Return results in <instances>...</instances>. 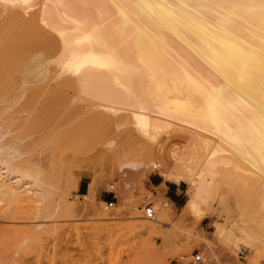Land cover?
Listing matches in <instances>:
<instances>
[{
	"label": "bare ground",
	"instance_id": "obj_1",
	"mask_svg": "<svg viewBox=\"0 0 264 264\" xmlns=\"http://www.w3.org/2000/svg\"><path fill=\"white\" fill-rule=\"evenodd\" d=\"M9 118L21 119L19 127L25 123L30 132L58 118L61 124L111 123L129 136L117 174L127 189L137 184L129 171L186 179L165 160H127L154 149L180 125L200 138L184 151L193 175L185 211L202 217L208 187L217 172L225 173L217 167L235 170L224 176L239 208L226 241L239 250V231L244 241L264 242V0H0V194L49 200L54 182L32 161L23 165L31 141L26 146L28 135L22 144L18 131H8ZM238 173L258 187L253 202H247L253 190L244 189L248 180ZM83 197L87 208L94 188ZM82 208L75 203L72 212ZM60 209L59 199L54 212ZM172 211L169 203L162 215ZM163 222L158 216L144 231L156 232Z\"/></svg>",
	"mask_w": 264,
	"mask_h": 264
},
{
	"label": "rangeland",
	"instance_id": "obj_2",
	"mask_svg": "<svg viewBox=\"0 0 264 264\" xmlns=\"http://www.w3.org/2000/svg\"><path fill=\"white\" fill-rule=\"evenodd\" d=\"M39 104H36L35 109L40 107ZM21 114L23 113L19 115ZM11 119H6V122L9 120L7 123L12 127L9 123ZM58 119H55V124L48 123V129L47 123L42 125L41 127L45 126L43 130L39 124V130L36 128L37 130L27 131L25 123L19 127L22 125L19 124L22 122L21 119L12 121L14 125L16 124L12 127L13 130H10L11 127L8 128L11 134L18 131L19 133L15 134H18L19 138L28 135L25 143L29 142L28 140L32 142L29 143L32 146L30 149L28 143L25 144L28 149L25 151L27 154L23 153L21 158L24 161L23 165L33 162L34 165L40 166L51 176V182L54 183L49 181L53 186L47 187L51 193L49 200H46L48 202L38 201L40 196L22 199L0 194V264H189L187 259L185 257L181 259V256L187 257L197 253L202 256V264H264L262 240L251 243L248 240L244 241L245 235L236 231L237 238L241 241L240 249L236 250L226 241V230L232 226L239 211L238 195L224 177L226 172H231L232 169L224 171L221 166L217 167L226 174L217 172L215 182L208 187L211 193L208 192L207 195L209 193L211 195L201 204L204 212L202 217L185 211V205L191 197L190 183L193 175L187 171L188 166L185 162L187 155L184 151L186 143L190 144V140H200L196 134L189 133L187 129L181 130L180 125H176L174 129L168 131V137L162 143L154 142L155 148L146 151L150 155L149 152L153 150L151 157H147L145 153L147 157L145 158L143 152L135 155L136 157L131 155V158H127L128 161L136 160L135 158L138 161L144 160L143 163L146 164L154 159L165 160L170 172L186 178L183 182L184 191L180 205L175 207L170 203L173 211L165 217L162 210L166 206L162 202L167 198L151 192L146 183L150 177H158L163 181L159 187L161 189L165 188L166 182L173 180L166 179L158 170L148 171L138 177L124 166L126 167L123 168L124 171H129L128 178L137 184L127 189L119 183L120 179L117 176L121 165L119 160L125 156L122 153L126 154L128 151L127 147L125 149L122 146L123 142L125 146V140L129 138L127 134L115 132L111 123L101 125L85 119L81 123L76 120V123L72 121L73 124L70 122L61 124ZM88 122L91 124L86 127L84 124ZM28 132L33 135H29ZM11 137L8 136V140ZM118 138V143L122 147L107 146L109 141L112 139L118 141ZM3 140L8 142L4 137ZM213 141L217 143L216 139ZM167 143L171 145L167 146ZM119 147L123 149L120 151ZM23 157H26V160ZM122 159L126 160L125 157ZM32 165L27 164L28 167ZM236 175L245 178V181L248 180L247 184H244V189H251L250 193L253 190V194L251 193V197L248 196L249 201L246 199L247 202H253L258 187L249 180L250 177L239 173ZM83 176H87L90 190L94 188L96 198L94 203L87 205V208L83 197L85 194L82 195L78 191V183ZM111 185L114 187L111 188ZM99 190L102 191L101 194ZM108 193L116 195L115 205L111 209H105L103 203ZM59 199L61 209L54 212V204ZM149 202L155 205L157 218L159 216L164 219L156 232L144 231L147 225H155L157 219L144 218V207ZM75 203L83 206L81 213L72 212Z\"/></svg>",
	"mask_w": 264,
	"mask_h": 264
},
{
	"label": "crops",
	"instance_id": "obj_3",
	"mask_svg": "<svg viewBox=\"0 0 264 264\" xmlns=\"http://www.w3.org/2000/svg\"><path fill=\"white\" fill-rule=\"evenodd\" d=\"M183 182H174L169 181L165 183V188L159 189V187L163 184V181H160L158 177H150L149 182L146 183L148 189L155 193L156 195L161 194L166 198H169L175 207L180 205V200L182 198L183 193ZM78 191L80 194H87L90 191V184L87 180V176H83L81 181L78 183ZM102 191L99 190V194ZM113 195L108 193L105 195L106 199H112Z\"/></svg>",
	"mask_w": 264,
	"mask_h": 264
},
{
	"label": "built area",
	"instance_id": "obj_4",
	"mask_svg": "<svg viewBox=\"0 0 264 264\" xmlns=\"http://www.w3.org/2000/svg\"><path fill=\"white\" fill-rule=\"evenodd\" d=\"M113 187L114 185H111V188ZM115 198H116V195L113 194L112 199H106L103 201L105 209H111L114 207L115 202H116ZM169 203H172L169 198H167V200L162 202L164 206H167ZM144 218H146L147 220H155L157 218V211L155 209V205L152 202H149L145 205ZM183 257L187 259L189 264H202L203 263L202 256L199 253L192 254L191 256H187V257L185 255H182L181 259H184Z\"/></svg>",
	"mask_w": 264,
	"mask_h": 264
}]
</instances>
